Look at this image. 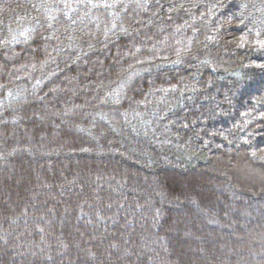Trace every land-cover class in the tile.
I'll use <instances>...</instances> for the list:
<instances>
[{"label": "trees", "instance_id": "obj_1", "mask_svg": "<svg viewBox=\"0 0 264 264\" xmlns=\"http://www.w3.org/2000/svg\"><path fill=\"white\" fill-rule=\"evenodd\" d=\"M258 41L264 0H0V264H264Z\"/></svg>", "mask_w": 264, "mask_h": 264}, {"label": "rangeland", "instance_id": "obj_2", "mask_svg": "<svg viewBox=\"0 0 264 264\" xmlns=\"http://www.w3.org/2000/svg\"><path fill=\"white\" fill-rule=\"evenodd\" d=\"M257 84H259V81H255V82H252V84L248 87V88H244V91L242 90V94L244 95V97L246 98V96H245V94H247V97H250V96H252L253 94H255V93H257L258 91H259V87H260V85L258 86ZM258 86V87H257ZM239 97V96H238ZM241 99H242V95H241ZM258 146V145H257ZM261 152H264V147L263 146H258V147H256V149H254V150H252V152H251V154H252V156H253V158H256L257 156H258V154L259 153H261ZM247 171L249 172V174L251 175V173H253V171H255V173L257 172L258 173V175H260V177H256V179L257 180H253V179H251V178H253L252 176H250L249 178H247L245 181H248V183H250V184H252V185H255V186H258L257 185V181L258 182H264V173L260 170V169H257V168H252L251 170L250 169H247ZM259 171V172H258ZM211 172V171H210ZM212 175V174H211ZM219 176H220V174H218ZM224 174H222L221 176H223ZM227 177H228V175H227ZM214 181L215 180H213V183H214ZM212 183V182H211ZM210 183V184H211ZM264 186V185H263ZM190 190H192V189H190ZM193 191L195 192H200L201 193V191H205V190H203V188H198V187H196V188H194L193 189ZM183 193L184 194H189V193H186V192H184L183 191ZM225 226H221V228H224ZM226 230V229H225ZM177 251V250H176ZM175 251V252H176ZM175 252H174V255H176L175 254Z\"/></svg>", "mask_w": 264, "mask_h": 264}, {"label": "snow or ice", "instance_id": "obj_3", "mask_svg": "<svg viewBox=\"0 0 264 264\" xmlns=\"http://www.w3.org/2000/svg\"><path fill=\"white\" fill-rule=\"evenodd\" d=\"M258 43L261 45V47H264V41H258ZM264 67V66H262Z\"/></svg>", "mask_w": 264, "mask_h": 264}, {"label": "bare ground", "instance_id": "obj_4", "mask_svg": "<svg viewBox=\"0 0 264 264\" xmlns=\"http://www.w3.org/2000/svg\"><path fill=\"white\" fill-rule=\"evenodd\" d=\"M201 125H196V128L200 127ZM221 127V126H220Z\"/></svg>", "mask_w": 264, "mask_h": 264}]
</instances>
